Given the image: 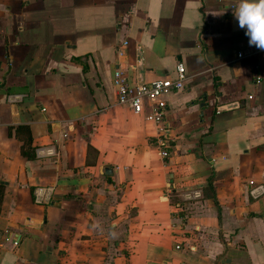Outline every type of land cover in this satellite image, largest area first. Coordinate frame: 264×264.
I'll return each mask as SVG.
<instances>
[{"label": "crops", "instance_id": "0c3cea01", "mask_svg": "<svg viewBox=\"0 0 264 264\" xmlns=\"http://www.w3.org/2000/svg\"><path fill=\"white\" fill-rule=\"evenodd\" d=\"M238 4L0 0V264H264V50ZM177 63L162 160L112 75Z\"/></svg>", "mask_w": 264, "mask_h": 264}, {"label": "built area", "instance_id": "2783aa9c", "mask_svg": "<svg viewBox=\"0 0 264 264\" xmlns=\"http://www.w3.org/2000/svg\"><path fill=\"white\" fill-rule=\"evenodd\" d=\"M118 54H121V50H117ZM241 57V53H238ZM188 79L185 68L182 63H177L175 67L174 77L165 76L158 77L149 82H130L126 74L119 68L113 71L112 84L116 89L117 93V104L128 106L133 113L143 114L144 107L149 106V111L145 113V120L155 125L157 129L156 144L159 149V154L162 160H166L169 156L168 146L169 142L166 137V127L164 110L162 109V104L156 103V101L170 94L174 91L183 89ZM22 98L20 94H10L7 96L6 100L9 103H16ZM41 153H50L51 151L46 150L43 152L39 149ZM263 192L262 187H257L251 191L253 196H258ZM200 193L195 191L192 194H186V198L191 199L194 197H199ZM48 191L43 188H38L35 191L34 201L36 203H48ZM179 249V246H176Z\"/></svg>", "mask_w": 264, "mask_h": 264}, {"label": "clouds", "instance_id": "9594fccd", "mask_svg": "<svg viewBox=\"0 0 264 264\" xmlns=\"http://www.w3.org/2000/svg\"><path fill=\"white\" fill-rule=\"evenodd\" d=\"M234 15L249 45L264 50V0H239Z\"/></svg>", "mask_w": 264, "mask_h": 264}, {"label": "trees", "instance_id": "16d2710c", "mask_svg": "<svg viewBox=\"0 0 264 264\" xmlns=\"http://www.w3.org/2000/svg\"><path fill=\"white\" fill-rule=\"evenodd\" d=\"M24 154H25V151H24ZM27 154V153H26ZM2 190H3V185L0 184V193H2Z\"/></svg>", "mask_w": 264, "mask_h": 264}]
</instances>
